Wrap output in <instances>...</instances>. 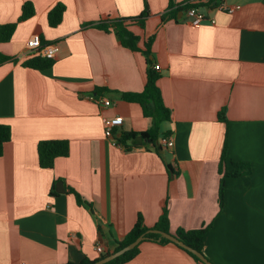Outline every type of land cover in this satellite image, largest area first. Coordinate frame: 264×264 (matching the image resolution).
Instances as JSON below:
<instances>
[{
	"label": "crops",
	"instance_id": "crops-1",
	"mask_svg": "<svg viewBox=\"0 0 264 264\" xmlns=\"http://www.w3.org/2000/svg\"><path fill=\"white\" fill-rule=\"evenodd\" d=\"M27 1L34 14L0 42V123L11 132L0 156V264L95 258L96 244L114 251L138 214L152 227L164 207L171 233L210 224L203 253L213 264H264V0H224L237 5L232 13L203 0L214 21L198 26L182 7L191 0H0V25L15 22ZM144 1V26L129 25L138 50L124 47L113 27L96 26L138 15ZM57 3L62 20L50 26ZM33 34L59 44L47 69L22 64ZM147 58L159 65L156 84L170 109L160 134L169 132L173 145L127 150L116 135L152 125L138 102L120 98L142 91ZM223 106L227 124L217 117ZM116 116L122 123L106 136L103 121ZM56 139L68 141V155L40 167L39 141ZM224 144L227 159L249 163L251 172L226 178L219 210ZM124 264L201 263L174 243L143 240Z\"/></svg>",
	"mask_w": 264,
	"mask_h": 264
},
{
	"label": "trees",
	"instance_id": "trees-1",
	"mask_svg": "<svg viewBox=\"0 0 264 264\" xmlns=\"http://www.w3.org/2000/svg\"><path fill=\"white\" fill-rule=\"evenodd\" d=\"M213 0H209L210 4ZM173 5V1L171 0L169 6ZM202 5V2L201 4ZM190 4L185 3L182 7H189ZM65 10V7L62 3L55 4L47 13V21L50 26L58 25L62 20V15ZM34 14V7L31 2H25L22 5L21 13L18 19L15 22H10L6 24L0 25V42L8 41L18 22L21 20H25ZM149 15V9L146 1H144L143 9L138 15L129 16V17H119L117 19L111 20L110 22H102L96 24L102 29L108 30V27H113L116 32L120 43L130 50H138L137 42L139 37L134 34L130 29L129 25L132 23H136L140 26H144L145 20ZM142 52L146 55V57L150 54V46L148 43L145 45V49ZM148 63L147 71H146V82L141 92H122L120 94V98L129 101V102H138L141 107L144 116L152 118V125L150 128L144 131H128L121 132L119 135H116V140L119 145L124 146L125 149H131L132 147H136L140 144L145 145L148 148L155 149L158 151V147L160 146L159 140L163 136H168L169 132H163L160 134V124L164 121L170 120V109L166 107L162 101V97L160 94V90L156 84V81L159 77L157 69L153 66L151 67V61L149 58L146 59ZM54 59H48L41 56H30L25 59L22 64L26 67L34 68V69H47L52 66ZM98 95V94H97ZM217 117L219 121L224 123H228L225 114V107H221L217 113ZM11 132L10 127L6 124L0 123V156L2 155L4 144L10 140ZM128 142H130L128 144ZM69 153V144L67 140L64 139H56V140H41L37 145V154H38V164L42 168H51L54 160L57 157L67 156ZM169 171L172 172V168L168 165ZM251 172V166L249 163L244 161H233L228 160L226 157V144H224L221 156L218 162V174H219V182H218V191H217V204L219 210L223 205L224 198V184L227 177H237L242 175H247ZM71 192L74 193L76 201L79 205L88 207L91 209V204L84 200L81 195L69 188ZM210 224L202 225L198 228L193 229H184L177 228L173 233L179 240H181L184 244L190 246L191 248L203 253L204 239L207 230L209 229ZM148 229H158L166 232H170L169 230V219L167 215V208L164 207L162 210V214L158 221L152 226L147 227L143 218L140 214H138L135 223L131 227V229L124 234V236L116 241L115 250L122 248L127 245L131 241H133L140 234L146 232ZM146 240L155 241L161 244L164 243H173L168 239L162 238L161 240H157L159 237L158 233H146ZM175 244V243H174ZM139 245V244H138ZM138 245H136L133 249L126 251L120 256L110 260L104 264H124L131 259H133L138 253ZM177 245V244H176ZM178 246V245H177ZM183 249L186 253H188L194 260L197 262L204 264L201 260L193 254L191 251L178 246ZM109 252H103L101 255H98L95 258H88L84 256L80 261H66L60 264H90L91 262L103 257ZM204 254V253H203Z\"/></svg>",
	"mask_w": 264,
	"mask_h": 264
},
{
	"label": "built area",
	"instance_id": "built-area-1",
	"mask_svg": "<svg viewBox=\"0 0 264 264\" xmlns=\"http://www.w3.org/2000/svg\"><path fill=\"white\" fill-rule=\"evenodd\" d=\"M201 2H203V0H191L189 2L190 6L186 8L185 12L192 26H198L201 23L205 22L207 19L210 22L214 21V19L212 18L209 19L206 17L205 13L201 9V5H200ZM212 7H214L216 10L219 11L232 13L237 8V5H230L227 4L224 0H220ZM59 50H60L59 44L57 42H43L39 34H33L26 41L25 51L23 55L27 57L37 55L48 59H55ZM153 67L155 69H159V65L157 64L154 65ZM89 98L105 106L111 103V101L108 98L103 96L90 95ZM121 123H122V118L118 116L105 118L103 121L105 135L113 136L114 135L113 129L116 126H119ZM159 143L161 146L170 147L173 145V139L169 135L163 136L160 138ZM95 250L96 252H98V255H101L104 252L103 247L100 244H96ZM20 264H25V263H20Z\"/></svg>",
	"mask_w": 264,
	"mask_h": 264
},
{
	"label": "water",
	"instance_id": "water-1",
	"mask_svg": "<svg viewBox=\"0 0 264 264\" xmlns=\"http://www.w3.org/2000/svg\"><path fill=\"white\" fill-rule=\"evenodd\" d=\"M159 150H161V146H159ZM146 233H158L159 237L157 240H161L162 238L168 239L171 242L177 244L178 246H181L189 251H191L193 254H195L202 263L204 264H213L203 253L191 248L190 246L184 244L181 240H179L173 233L171 232H166L158 229H148L146 232L140 234L138 237H136L133 241L128 243L127 245L123 246L122 248L115 250V251H110L103 257L91 262L90 264H104L109 262L110 260L120 256L121 254L125 253L128 250L133 249L136 245H138L141 241L146 240Z\"/></svg>",
	"mask_w": 264,
	"mask_h": 264
}]
</instances>
